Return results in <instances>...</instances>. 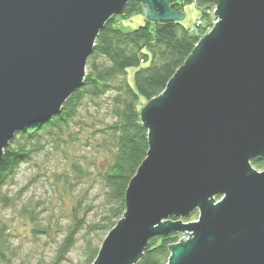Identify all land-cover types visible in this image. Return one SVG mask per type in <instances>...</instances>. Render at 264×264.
<instances>
[{
  "label": "water",
  "instance_id": "95a60500",
  "mask_svg": "<svg viewBox=\"0 0 264 264\" xmlns=\"http://www.w3.org/2000/svg\"><path fill=\"white\" fill-rule=\"evenodd\" d=\"M129 1L0 0V161L83 86L100 31ZM138 1L150 22L185 20L170 0ZM196 5L215 6L217 23L141 112L147 159L93 264H137L174 234L192 239L169 264H264V171L251 163L264 158V0Z\"/></svg>",
  "mask_w": 264,
  "mask_h": 264
},
{
  "label": "trees",
  "instance_id": "16d2710c",
  "mask_svg": "<svg viewBox=\"0 0 264 264\" xmlns=\"http://www.w3.org/2000/svg\"><path fill=\"white\" fill-rule=\"evenodd\" d=\"M177 2L172 0L170 6L172 10L179 12L185 10V4L194 6L195 3L192 0H186L184 5ZM194 8L196 11L199 7ZM142 12L143 4L138 0H131L120 15L113 16L95 42L82 88L66 102L60 115L46 125L30 127L19 133L15 141H11L0 162V190L19 164L30 161L34 154L43 149L45 135H52L54 130L60 131L59 133L66 130L77 118L78 110L86 98L92 101L102 98L112 89L111 79L125 76V81L116 89V96L112 99L111 115L114 120L103 131L104 136L111 139L114 161L101 175V181L107 188L105 197L108 205L107 218L104 220L107 224L101 229L111 230L118 224L116 220L126 213L125 195L130 180L147 158L149 150V132L142 122L141 111L146 103L165 93L169 81L194 52L200 37L188 29L194 25L185 26L175 21L147 22L132 31L120 28V21H128ZM202 18L208 24L205 25L204 35L210 31L207 28L213 26V16L202 15ZM132 69L135 73L130 71ZM252 164L256 169L264 170V158L253 160ZM72 169L78 179L86 174L80 164H73ZM58 181L66 188L74 184L68 178ZM74 217L76 219L74 218L69 233L63 240L57 262L75 247L76 236L88 224L85 217L79 219L77 213ZM197 217L198 214L194 213L184 221L191 222ZM31 219L34 220V217L31 216ZM35 223L36 233L47 232L49 227L45 229L38 222ZM178 240L177 235L153 238L137 264H168L172 253L170 248ZM8 245L6 229L0 222V260L7 259ZM97 254V249L89 250L90 264H93Z\"/></svg>",
  "mask_w": 264,
  "mask_h": 264
},
{
  "label": "rangeland",
  "instance_id": "374dc122",
  "mask_svg": "<svg viewBox=\"0 0 264 264\" xmlns=\"http://www.w3.org/2000/svg\"><path fill=\"white\" fill-rule=\"evenodd\" d=\"M177 1V4L182 5L186 2V0ZM184 6H186L185 10L176 12L184 13L185 20L175 22L183 23L185 26L194 25L188 29L194 34L197 33L196 36H200V41L213 28V26L208 27L207 29L210 31L203 35L207 27L205 25L208 24L205 23L202 15L212 16V13H206L201 8H197L195 11L194 6L187 4ZM147 22L150 21L142 12V14L134 15L128 21H120V28L124 31H132L144 26ZM130 71L135 73L134 69ZM85 78L87 77L85 76ZM124 81L125 76H117L111 79L112 89L107 95L94 101L86 98L78 110L79 114L75 121L71 122L69 127L61 133L54 130L52 135H45L43 149L34 154L30 161L19 164L0 190V222L5 227L9 240L6 249L7 259L0 260V264H90L89 250L94 249H97V257L99 256L104 241L112 231V229H101L107 224V221L104 220L107 218L108 206L105 197L107 188L101 181V175L114 161L111 139L105 137L103 131L114 120L111 115L112 99L116 96V89L121 87ZM66 102L58 114L53 115L46 122L36 125H46L59 116ZM23 131L17 132L9 144L11 145V141H15L18 134ZM7 147L4 149L1 161ZM76 163L80 164L86 173L80 179L72 169L73 164ZM256 170L264 171L263 169ZM65 178L74 184L66 188L63 183L58 181H64ZM76 213L79 219L85 217L88 224L76 236L75 247L57 262L63 240L69 233ZM124 214L118 221L116 220L117 223L124 218ZM31 216L34 217V220L31 219ZM35 222L45 229L49 227L47 232L36 233L34 226L37 223ZM89 227L94 230H89ZM178 237L179 240L174 243V246L182 241L190 240L188 235ZM171 257L172 254L169 257V262Z\"/></svg>",
  "mask_w": 264,
  "mask_h": 264
},
{
  "label": "bare ground",
  "instance_id": "6f19581e",
  "mask_svg": "<svg viewBox=\"0 0 264 264\" xmlns=\"http://www.w3.org/2000/svg\"><path fill=\"white\" fill-rule=\"evenodd\" d=\"M171 3V2H170ZM194 6L195 7H198L197 5H196V1H195V3H194ZM200 8V7H199ZM212 8H214V9H212ZM202 9V8H201ZM203 10H209V12H211L212 13V16H213V20H212V22H213V27H214V25L217 23V20H216V17H215V14H216V11H217V8L215 7V6H209V7H206V8H203ZM258 158H260V157H258ZM258 158H255V159H253V160H256V159H258ZM252 160V161H253ZM252 161H251V163H252ZM222 199V198H221ZM220 200V199H219ZM194 213H197L198 214V217H199V213H198V211H196V212H193L192 214H194ZM191 214V215H192ZM190 217V216H189ZM189 217H187V218H189ZM198 217H197V220H194L193 222H196V221H198L199 219H198ZM171 219H172V221H180V220H182V222L184 223V224H189V223H192V222H185L184 220L186 219H178L177 217H170V221H171ZM174 235H177V236H180L181 234H174ZM192 239V238H191ZM190 239V240H191Z\"/></svg>",
  "mask_w": 264,
  "mask_h": 264
}]
</instances>
